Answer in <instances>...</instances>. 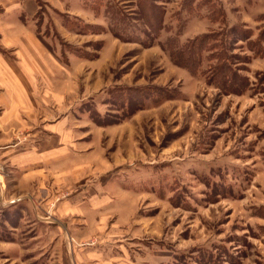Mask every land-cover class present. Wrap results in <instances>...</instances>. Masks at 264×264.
Here are the masks:
<instances>
[{"label": "rangeland", "instance_id": "374dc122", "mask_svg": "<svg viewBox=\"0 0 264 264\" xmlns=\"http://www.w3.org/2000/svg\"><path fill=\"white\" fill-rule=\"evenodd\" d=\"M34 1L27 25L67 71L51 116L67 120L81 167L80 182L50 184L38 208L58 220L53 211L77 192L82 214L64 218L69 253L59 231H38L27 204L2 209L0 264H75L74 248L92 246L122 264H264V56L235 37L233 67L250 86L228 95L172 63L166 45L233 26L256 38L264 0H213L214 13L204 0H161L159 30L137 0ZM11 123L0 118L5 203L34 192L6 161V147L31 139L12 138Z\"/></svg>", "mask_w": 264, "mask_h": 264}, {"label": "crops", "instance_id": "0c3cea01", "mask_svg": "<svg viewBox=\"0 0 264 264\" xmlns=\"http://www.w3.org/2000/svg\"><path fill=\"white\" fill-rule=\"evenodd\" d=\"M37 13L38 5L34 0H0V107L3 108L0 118L16 122V129L11 123L12 138L20 136L22 131H29L27 134L30 133L31 137L25 144L14 143L13 146L4 147L5 155L9 153L6 161L23 174V181L28 186L32 184L34 191L31 195L12 198L5 203L6 197L1 190L0 214L3 210L9 212L15 209L14 206L19 203L27 204L38 231H59L57 234L64 236L65 249L70 253L67 233L68 230L69 233L73 231L64 218L81 217L82 210L75 205L80 194L71 192L67 199L58 204L57 210L53 211V217L58 220L43 217L42 209L38 208L40 201L52 197L50 184L80 182L81 176L75 170L79 171L81 167L74 164L80 159L76 148L68 143L73 132L66 130L68 127L64 124L67 120L60 114L51 116L50 103L52 99L64 95L67 71L52 53L49 40L35 35V28L29 29L27 24L29 21L31 25L35 23ZM59 101L55 104H60ZM106 178L109 179L108 176ZM0 182H3L2 176ZM93 182L89 180L90 185H87L88 181L86 183L90 186L87 189L89 196L94 193ZM3 229L4 224L0 219V233ZM99 247L81 250L75 247V264H122L119 257L112 259L109 255L113 254L108 255L103 247ZM74 259L71 257L72 263Z\"/></svg>", "mask_w": 264, "mask_h": 264}, {"label": "trees", "instance_id": "16d2710c", "mask_svg": "<svg viewBox=\"0 0 264 264\" xmlns=\"http://www.w3.org/2000/svg\"><path fill=\"white\" fill-rule=\"evenodd\" d=\"M159 1L161 0H137L140 13L143 18L150 21V26L154 29L157 28L159 15L163 14V7L157 4ZM212 1L204 0L203 5L213 7L210 8V13L218 12L217 9L220 8L214 6ZM238 28L233 26L225 35L221 32L201 34V36H195L183 45L179 43V36H175L176 38L166 41L170 59L172 63L193 75L203 76L207 84L214 86L223 94L243 95L249 89L250 83L248 79L238 74L239 70L236 67H233L234 61L236 62V57L232 51L233 41L237 40L235 37L240 36V40L249 43L248 50L253 57H263L264 31L252 39V36H246L241 28ZM247 57L242 59L246 61L251 56Z\"/></svg>", "mask_w": 264, "mask_h": 264}]
</instances>
